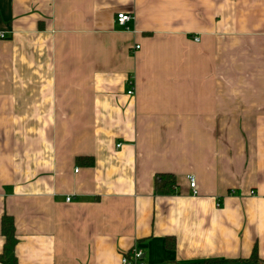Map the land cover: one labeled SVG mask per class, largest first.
I'll use <instances>...</instances> for the list:
<instances>
[{"label":"crops","instance_id":"crops-1","mask_svg":"<svg viewBox=\"0 0 264 264\" xmlns=\"http://www.w3.org/2000/svg\"><path fill=\"white\" fill-rule=\"evenodd\" d=\"M0 33V255L8 217L18 264H264V0H0Z\"/></svg>","mask_w":264,"mask_h":264},{"label":"trees","instance_id":"trees-1","mask_svg":"<svg viewBox=\"0 0 264 264\" xmlns=\"http://www.w3.org/2000/svg\"><path fill=\"white\" fill-rule=\"evenodd\" d=\"M176 188L173 176L162 175L156 178L154 190L157 195L167 196L173 195ZM1 232L4 237V246L2 254L0 255L1 264H18L14 255V248L17 243L15 238L14 226L12 219L3 217L1 222ZM256 252L248 260H223L212 259L199 263H184V264H256L258 263Z\"/></svg>","mask_w":264,"mask_h":264},{"label":"built area","instance_id":"built-area-1","mask_svg":"<svg viewBox=\"0 0 264 264\" xmlns=\"http://www.w3.org/2000/svg\"><path fill=\"white\" fill-rule=\"evenodd\" d=\"M132 21L131 16L126 14H118L116 16V24L120 27H125L128 23ZM5 38L4 34L0 33V40ZM197 40V39H195ZM128 89L126 95L128 97H132L134 95V85L132 80L127 82ZM119 147V146H118ZM189 183V188L193 195H196V183L193 176L187 178ZM68 201V200H67ZM142 252L136 248H133L129 253L125 254L121 258V264H146L143 261Z\"/></svg>","mask_w":264,"mask_h":264}]
</instances>
